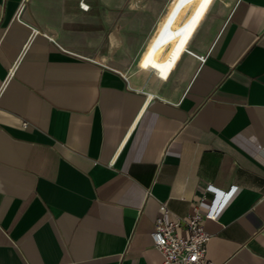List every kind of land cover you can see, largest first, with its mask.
<instances>
[{
  "label": "crops",
  "instance_id": "1",
  "mask_svg": "<svg viewBox=\"0 0 264 264\" xmlns=\"http://www.w3.org/2000/svg\"><path fill=\"white\" fill-rule=\"evenodd\" d=\"M210 188L208 258L264 264V0H0V264H161Z\"/></svg>",
  "mask_w": 264,
  "mask_h": 264
},
{
  "label": "built area",
  "instance_id": "2",
  "mask_svg": "<svg viewBox=\"0 0 264 264\" xmlns=\"http://www.w3.org/2000/svg\"><path fill=\"white\" fill-rule=\"evenodd\" d=\"M82 7L88 9L87 5L82 4ZM210 189L216 197L205 213L195 210L185 217L168 221L166 216L170 211L166 204L161 205V216L151 232L154 247L163 255L161 264H216L207 255V246L213 235L205 229L203 222L205 219L216 220L236 189L227 195Z\"/></svg>",
  "mask_w": 264,
  "mask_h": 264
},
{
  "label": "rangeland",
  "instance_id": "3",
  "mask_svg": "<svg viewBox=\"0 0 264 264\" xmlns=\"http://www.w3.org/2000/svg\"><path fill=\"white\" fill-rule=\"evenodd\" d=\"M111 59H112V58H111ZM130 64H131V63H130V57H127V58H126V63L120 65V67L126 69V68H128V67L130 66Z\"/></svg>",
  "mask_w": 264,
  "mask_h": 264
},
{
  "label": "snow or ice",
  "instance_id": "4",
  "mask_svg": "<svg viewBox=\"0 0 264 264\" xmlns=\"http://www.w3.org/2000/svg\"><path fill=\"white\" fill-rule=\"evenodd\" d=\"M182 2H187V0H182ZM208 2H210V0H203L204 4H207Z\"/></svg>",
  "mask_w": 264,
  "mask_h": 264
}]
</instances>
